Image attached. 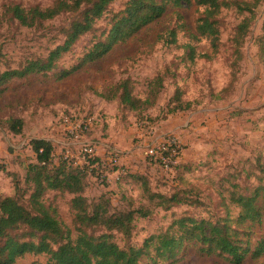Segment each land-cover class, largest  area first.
<instances>
[{"label": "rangeland", "instance_id": "obj_1", "mask_svg": "<svg viewBox=\"0 0 264 264\" xmlns=\"http://www.w3.org/2000/svg\"><path fill=\"white\" fill-rule=\"evenodd\" d=\"M55 1L0 0V73L44 61L79 19L66 13L25 28L7 8H46ZM128 1L112 3L54 69L15 78L0 87V197L16 196L28 207L25 175L34 161L29 142L46 139L54 143L53 164L68 159L84 170V154L91 152L107 162L116 159L113 165L124 168L107 172L102 167L96 170V165L89 167L83 192L90 210L107 203L110 212L141 207L150 212L147 217H135L127 237L112 232L122 249L141 247L150 236L166 232L184 217L212 223L227 220L231 229L242 232L245 227L236 223L239 208L231 202L233 193L249 196L255 188L264 187V0L254 10L239 55L232 37L248 14L234 7L222 9L215 18L219 42L213 52L207 40L190 37L203 12L196 0H190L180 9L168 8L159 20L115 45L102 59L84 64L92 46L103 42L125 16ZM172 30L175 44L169 43ZM187 46L194 50L193 60ZM65 72L71 73L63 76ZM158 75L163 77V88L154 99L150 84ZM123 85L133 100L149 103L131 110L120 99ZM176 90L182 103L191 104V111L170 114L178 106ZM12 119L22 121L18 135L8 129ZM86 121L89 125L83 132L71 133ZM108 148L115 152L109 153ZM166 152L168 157L163 155ZM175 163L182 164L177 175L172 169ZM145 187L166 197L177 194L195 205L159 206L157 199L149 201ZM71 199L72 195L52 191L42 201L74 240ZM102 233L106 232L96 228L90 234ZM14 235L21 241H37L25 230ZM261 239L264 225L257 224L251 229V248ZM182 256L174 264H231L221 257L200 256L191 247ZM45 260L42 255H26L15 264H44ZM246 262L264 264V258L254 263L249 255Z\"/></svg>", "mask_w": 264, "mask_h": 264}, {"label": "trees", "instance_id": "obj_2", "mask_svg": "<svg viewBox=\"0 0 264 264\" xmlns=\"http://www.w3.org/2000/svg\"><path fill=\"white\" fill-rule=\"evenodd\" d=\"M117 0H56L46 8H24L11 5L7 11L13 19L25 28H34L37 24L49 22L69 13L77 14L78 20L73 21L65 32L64 42L52 50L44 61H31L21 70H9L0 73V87L12 79L26 78L51 71L61 56L70 51L75 42L93 30L94 25L105 14L107 8ZM261 0L226 2V0H196L203 8L202 16L196 21L194 40L205 39L213 52L218 48L219 30L216 17L222 9L234 7L240 14H248L237 26L232 37L234 52L239 55L245 36L254 18V10ZM190 0H129L124 9L125 16L110 28L103 42L92 46L84 57L83 63H93L102 59L118 43L131 38L136 32L159 20L168 8L180 9ZM170 44H175V32L171 31ZM189 49V59H194V50ZM204 57H208L207 55ZM73 71V70H72ZM71 72H65L63 76ZM150 97L156 99L163 88V77L158 75L150 84ZM178 106L169 110L170 114L189 110L190 103L181 102V93L175 92ZM121 102L131 110L139 109L142 104L131 98L126 86H122ZM10 121V120H9ZM22 121L12 119L9 131L18 135ZM34 161L28 165L25 183L29 186L28 207L22 205L16 196L0 197V264H15L26 255L46 258L44 264H174L183 258V254L191 247L200 256H217L231 264H248L247 257L257 263L264 258V239L251 248V229L255 225H264V187L255 188L249 196L233 193L232 204L239 208L236 223L245 230L238 232L231 229L227 220L212 223L207 220L197 221L184 217L175 220L166 232L150 236L139 248H120L113 241L112 232L128 236L136 216L147 217L150 212L142 207L127 212H110L107 203H100L90 210L83 196L86 169L95 166L105 171H117L124 168L108 163L99 157L86 158L84 170L68 160L53 164L54 143L46 139H32L29 142ZM108 152L111 148H108ZM168 157V153H163ZM160 163V162H159ZM182 164L172 166L174 174ZM95 170H92L94 172ZM88 175V174H87ZM15 180V177L13 178ZM13 180V181H14ZM19 190L18 183H14ZM58 191L72 195L71 209L74 212V224L77 236L71 240L69 231H64L57 219L45 207L42 198L47 192ZM144 193L149 201L158 200L159 206L168 204L195 205V202L178 197L177 194L166 197L153 194L147 187ZM104 230L98 236L90 234L94 229ZM25 230L37 241H21L15 232ZM90 231V233L88 232ZM55 246V247H54ZM154 251V254L151 252Z\"/></svg>", "mask_w": 264, "mask_h": 264}, {"label": "built area", "instance_id": "obj_3", "mask_svg": "<svg viewBox=\"0 0 264 264\" xmlns=\"http://www.w3.org/2000/svg\"><path fill=\"white\" fill-rule=\"evenodd\" d=\"M88 125H89V123H88V121H86V122L82 123L80 126H78V129L71 130V133L83 132V130H85ZM114 152L115 151H109V153H111V154H113ZM84 157L86 159V158H92L94 156H93V154H91V152H85ZM66 160H68V159H66ZM115 162H116V159H114V160H112L111 162H108V163L115 164ZM84 164H87V161H85Z\"/></svg>", "mask_w": 264, "mask_h": 264}]
</instances>
